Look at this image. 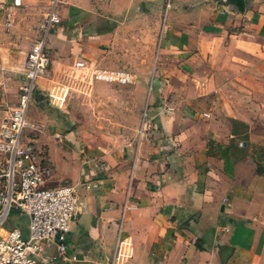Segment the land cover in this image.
Returning a JSON list of instances; mask_svg holds the SVG:
<instances>
[{"label": "crops", "instance_id": "obj_1", "mask_svg": "<svg viewBox=\"0 0 264 264\" xmlns=\"http://www.w3.org/2000/svg\"><path fill=\"white\" fill-rule=\"evenodd\" d=\"M51 2L0 0V27L30 44ZM54 9L46 39L79 44L80 67L109 37L97 29L106 13L149 9L158 49L138 134L51 157L44 185L72 183L85 203L53 264H108L115 251L118 264H264V0H55ZM13 208L10 227L25 235L28 217Z\"/></svg>", "mask_w": 264, "mask_h": 264}, {"label": "rangeland", "instance_id": "obj_2", "mask_svg": "<svg viewBox=\"0 0 264 264\" xmlns=\"http://www.w3.org/2000/svg\"><path fill=\"white\" fill-rule=\"evenodd\" d=\"M102 17L97 29L110 34L104 42H90L99 50L85 58L90 63L85 68L73 64L81 56L79 44L62 37L45 41L47 65L29 102L23 135L51 170L54 154L69 161L70 152L122 146L138 134L144 117L158 49L155 18L149 9ZM13 35L11 28L0 27V120L8 116L16 99L23 55L30 46L26 39L25 45L12 40ZM93 67L121 69L131 75V81H97L90 76ZM49 93L62 96L61 100H53ZM5 181L0 172V185ZM10 218L3 223L6 227L12 225Z\"/></svg>", "mask_w": 264, "mask_h": 264}, {"label": "built area", "instance_id": "obj_3", "mask_svg": "<svg viewBox=\"0 0 264 264\" xmlns=\"http://www.w3.org/2000/svg\"><path fill=\"white\" fill-rule=\"evenodd\" d=\"M12 1L19 4V0ZM54 2L52 0L39 21V35L29 44L24 56L20 71L22 84L18 87L16 99L8 116L0 120V172L6 178L0 185V264H53L57 257L63 258L67 249L66 234L72 222L85 210L83 198L74 184L44 185L49 178L50 167L42 162L35 144L25 140L23 135L28 125L29 102L47 65L46 34L60 21ZM7 12L4 26L12 20L10 11ZM74 65L80 67L85 64L82 59H77ZM90 76L97 81H116L118 84L131 81V75L116 68L93 67ZM50 95L53 100H61L62 97ZM55 104L58 105L57 102ZM12 207L28 217L25 235L16 226L3 228ZM44 243H54L55 252L46 253L42 247ZM120 254L115 251L108 264H118Z\"/></svg>", "mask_w": 264, "mask_h": 264}, {"label": "water", "instance_id": "obj_4", "mask_svg": "<svg viewBox=\"0 0 264 264\" xmlns=\"http://www.w3.org/2000/svg\"><path fill=\"white\" fill-rule=\"evenodd\" d=\"M232 2H234L235 5H237L238 7L241 8L242 6V0H231Z\"/></svg>", "mask_w": 264, "mask_h": 264}, {"label": "trees", "instance_id": "obj_5", "mask_svg": "<svg viewBox=\"0 0 264 264\" xmlns=\"http://www.w3.org/2000/svg\"><path fill=\"white\" fill-rule=\"evenodd\" d=\"M263 170H264V168H263ZM13 209H14V208H13ZM13 209H12V210H13ZM197 246H198V244H197ZM199 247H201V246L199 245Z\"/></svg>", "mask_w": 264, "mask_h": 264}]
</instances>
